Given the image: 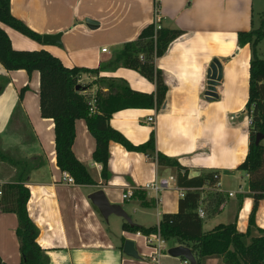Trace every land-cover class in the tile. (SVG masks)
<instances>
[{"label":"crops","instance_id":"obj_1","mask_svg":"<svg viewBox=\"0 0 264 264\" xmlns=\"http://www.w3.org/2000/svg\"><path fill=\"white\" fill-rule=\"evenodd\" d=\"M10 10L40 32H61L60 43L35 41L1 23L12 46L45 48L67 66H98L158 17L160 25L180 28L182 33L154 60L167 87L163 102L157 108L116 110L109 124L132 144L145 142L153 132L156 150L188 166L190 175L217 170L225 200L219 212L205 217L209 226L205 228L203 223V229L223 222L217 217L226 215L225 222L235 220L239 231L247 230L253 198L247 173L238 165L249 147L246 102L251 50L248 43H239L238 32L254 27L255 10L260 14L264 11V0H10ZM86 17L96 20V26H89ZM258 53L264 57V38L258 43ZM214 58L221 63L222 76L216 95L209 97L205 94L206 74ZM100 74L121 77L134 90H155V82L134 68L118 66ZM0 77L7 79L0 90V147L12 150L15 142L20 157L32 163L25 181L30 191L27 210L38 227L36 241L48 255L49 264H186L181 256L167 252V240L162 253L152 259L153 248L143 235L123 229L126 220L116 214L108 216L120 218L111 230L104 224L108 219L88 198L90 192L102 188L109 201L120 204L134 224H156L162 213L178 209L176 168L110 140L111 175L103 180L101 163L92 158L95 138L85 120L77 118L72 150L97 183L63 181V170L56 164L53 119L40 113L38 70H8L0 63ZM82 82L89 85L85 91L90 93L108 91L106 84L93 82V76H83ZM152 113L155 121L148 123ZM241 171L246 176L244 185L233 187L223 179L228 173L235 176L234 172ZM13 172L10 168L7 173L11 176ZM159 178H169L170 186L157 192L143 186ZM8 179L0 177V182ZM129 186L138 191L123 198L122 192ZM16 225L14 212H0V257L4 264H22ZM259 227H264V198L258 200L251 234L258 233ZM125 238L134 240L138 256L124 253ZM216 261L207 258L206 264Z\"/></svg>","mask_w":264,"mask_h":264},{"label":"trees","instance_id":"obj_2","mask_svg":"<svg viewBox=\"0 0 264 264\" xmlns=\"http://www.w3.org/2000/svg\"><path fill=\"white\" fill-rule=\"evenodd\" d=\"M1 23L37 41H41L42 33L11 12L10 0H0V63L8 70L24 69L28 73L38 70L40 113L44 117H51L54 122L56 164L61 170L72 175L75 183H97L87 165L80 161L72 150L74 122L77 118L85 120L95 138L92 158L101 163L103 180H108L111 175L108 168L110 140L121 143L126 149L144 152L152 156L158 164L176 168V185L184 189L183 196L178 200L177 211L162 213L158 223L149 226L130 225L123 221V229L139 230L142 233H154L158 229L165 240L173 239L179 244L187 245L195 256V262L187 261L186 264H205V260L210 257L221 258L222 264H264V227H259L256 234L250 232L258 200L264 198V57L258 53V43L264 38V11L260 14L256 27L238 32L239 43H248L251 50L246 102L250 119L249 147L244 160L238 165V168L247 173L250 196L253 198L248 217L249 225L244 232L237 229L235 220L219 222L207 230L203 229L205 217L219 212L225 200L219 189L220 174L217 170L208 169L190 175L188 166L180 163L177 158L156 150L153 132L145 142L132 144L109 124V118L116 110L126 107L157 108L163 102L167 87L154 60L182 33L180 28L162 25L157 28L156 24H160V18L154 20L142 27L135 38L114 49L109 59L96 67H87L67 66L45 48L26 49L12 46L10 37ZM118 66L134 68L153 80L154 92L134 90L121 77L100 74V71ZM83 76H93V82L106 84L108 91H85L89 85L82 82ZM6 82V78L0 77V90ZM19 108L18 102L15 110ZM257 133H261L262 137L255 143ZM0 152L1 158L7 160L14 170L8 180L0 182V212L11 211L16 215L15 231L19 241L21 263L49 264L48 255L36 241L38 227L27 210L30 191L25 181L32 163L24 157L6 155L1 148ZM137 191L135 189L133 193ZM200 205L204 209L205 217L198 213ZM0 264H4L1 257Z\"/></svg>","mask_w":264,"mask_h":264},{"label":"water","instance_id":"obj_3","mask_svg":"<svg viewBox=\"0 0 264 264\" xmlns=\"http://www.w3.org/2000/svg\"><path fill=\"white\" fill-rule=\"evenodd\" d=\"M85 21L89 26H96L97 21L91 18L86 17ZM61 32L58 31L56 33H43L42 41H50L54 43H60ZM222 76L221 63L217 58H214L210 63L206 78H207V86L205 94L209 97H213L216 95V86L219 84ZM264 81V79H263ZM262 134L257 133L255 137V143H258L261 139ZM88 198L90 201L98 208L101 215L108 219L110 214H116L118 216L123 217L130 225H134L130 215L123 209V207L118 203H112L109 201L106 196L104 190L102 188L96 189L88 194ZM123 251L124 253L131 256H138V253L135 248V243L133 239L125 238L123 243ZM167 252L173 256H181L184 257L186 261L190 263L195 262V256L191 251L190 247L184 244H175L168 247Z\"/></svg>","mask_w":264,"mask_h":264},{"label":"built area","instance_id":"obj_4","mask_svg":"<svg viewBox=\"0 0 264 264\" xmlns=\"http://www.w3.org/2000/svg\"><path fill=\"white\" fill-rule=\"evenodd\" d=\"M157 19H159V17L156 18V20ZM156 27L159 28L160 24L157 23ZM103 50H106V47H104ZM146 121L148 123H154V121H155L154 114L152 113V114L148 115ZM249 121H250V119H249ZM169 178L173 179V176H169ZM169 178L153 179L152 181L146 182L143 186L147 189H151V190L157 192V191H160V190L170 186ZM62 180L65 182H68V183H74L73 176L64 170L62 171ZM135 188H136L135 186L127 187L122 192V197L123 198L131 197L133 195ZM177 188L179 189V195L183 196L184 189L182 187H177ZM219 189L221 190L220 183H219ZM228 194L232 195L233 192L229 191ZM198 213L201 217L205 216V212H204L202 205H200L198 207ZM135 233L143 235L146 244L153 248V252H152V256H151L152 259H154V260L157 259V257L162 253V251L165 248V239L162 237L159 230L157 229V231L154 233H142L141 231L137 230Z\"/></svg>","mask_w":264,"mask_h":264},{"label":"rangeland","instance_id":"obj_5","mask_svg":"<svg viewBox=\"0 0 264 264\" xmlns=\"http://www.w3.org/2000/svg\"><path fill=\"white\" fill-rule=\"evenodd\" d=\"M259 20H260V13H258L257 10H255V13H254V27H256L258 24H259ZM32 28V27H31ZM34 29V28H33ZM36 30V29H35ZM38 31V30H37ZM40 32V31H39ZM43 34V32H40ZM28 37V36H27ZM36 41V40H35ZM16 143L15 142H12V150H9V149H5L4 148V152L6 153V155H11L13 157H20V152L18 150H16ZM1 148V147H0ZM3 152V154H5ZM2 153L0 152V155ZM4 156V155H3ZM12 166L11 164L7 161V160H4L3 158H1L0 156V177L3 178V179H8L10 177L9 173L8 172V169H10ZM242 170V169H241ZM235 173V176H233L232 173H228V177L224 176L223 179H228L230 185H232L233 187H236V185L238 183H241L242 185H244V183L246 182V176L244 175V172L241 171V172H234ZM167 174V173H166ZM230 179V180H229ZM223 214V213H221ZM205 217V216H204ZM228 219V217L225 215H222L220 217H217V220H220V221H223L225 222L226 220ZM120 220V218L118 217H115L113 215H111L109 218H108V222L106 220H104V224H108V227L112 230L114 228H116V225H117V222ZM213 220V219H212ZM103 221V220H102ZM214 221V220H213ZM212 221V222H213ZM147 222V221H146ZM157 224V223H156ZM204 226L205 228H208L209 226V223H204ZM173 240L170 239V240H167V244H168V247L171 246L173 244ZM210 258H214V257H210ZM216 258V257H215ZM207 260V259H206ZM206 260H205V264H206ZM211 264H222V259L221 258H217V261L216 263H211Z\"/></svg>","mask_w":264,"mask_h":264}]
</instances>
